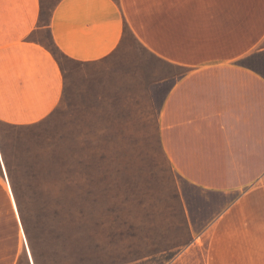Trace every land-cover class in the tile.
I'll return each mask as SVG.
<instances>
[{"label": "crops", "instance_id": "crops-1", "mask_svg": "<svg viewBox=\"0 0 264 264\" xmlns=\"http://www.w3.org/2000/svg\"><path fill=\"white\" fill-rule=\"evenodd\" d=\"M44 30L74 62H101L132 40L166 67L158 137L197 193L191 239L130 264H264V0H60L46 20L41 0H0V124H37L65 97ZM5 164L0 148V209L14 205ZM27 238L22 220H0V264H39Z\"/></svg>", "mask_w": 264, "mask_h": 264}, {"label": "rangeland", "instance_id": "rangeland-1", "mask_svg": "<svg viewBox=\"0 0 264 264\" xmlns=\"http://www.w3.org/2000/svg\"><path fill=\"white\" fill-rule=\"evenodd\" d=\"M59 1L41 0L45 20ZM41 43L61 61L67 91L37 124H0L15 205L0 209V220H22L39 264H130L189 244L186 206L197 205V193L158 137L155 82L165 65L132 40L87 64L64 58L47 30Z\"/></svg>", "mask_w": 264, "mask_h": 264}]
</instances>
